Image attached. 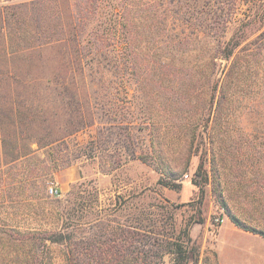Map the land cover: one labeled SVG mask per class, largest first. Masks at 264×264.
Listing matches in <instances>:
<instances>
[{
	"label": "rangeland",
	"instance_id": "obj_1",
	"mask_svg": "<svg viewBox=\"0 0 264 264\" xmlns=\"http://www.w3.org/2000/svg\"><path fill=\"white\" fill-rule=\"evenodd\" d=\"M76 3L0 0V112L8 130L42 136L15 171L54 170L47 191L59 189L49 194L84 236L90 221L126 226L144 208L167 209L178 226L198 220L190 232L200 264H264V236L230 215L264 230V0H97L80 47L93 50L87 40L98 34L119 61L96 73L95 106L86 105L91 77L75 76L81 67L70 56ZM133 51L151 63L125 65ZM63 83L86 86L80 130L78 97L51 89ZM29 106L39 110L32 130ZM63 123L66 130H46ZM52 135L61 139L50 143Z\"/></svg>",
	"mask_w": 264,
	"mask_h": 264
},
{
	"label": "trees",
	"instance_id": "obj_2",
	"mask_svg": "<svg viewBox=\"0 0 264 264\" xmlns=\"http://www.w3.org/2000/svg\"><path fill=\"white\" fill-rule=\"evenodd\" d=\"M96 4L97 0H77L76 9L80 16L75 22L77 34L93 26L91 17L96 10ZM79 37L78 34L75 40H72L77 47L70 56L73 57V65L76 63L81 68L79 71V68L73 67V72L75 76L82 78L91 77L90 84L86 85L88 94L86 105L95 106L97 99L95 75L102 68L109 69L116 58L119 61V57L102 50L101 45L109 39L99 37L98 34L87 40V44L94 46V49L83 53L80 46L84 44ZM175 37L171 38V43L181 49L182 38ZM130 41L132 45L134 39ZM236 45L234 44L226 53L224 50L225 58L231 57ZM123 63L129 64L134 70L149 65L151 61L138 51H133L123 58ZM67 85V83L54 85L51 89L56 94H69L70 90L73 97H78L76 108L78 106L80 113L77 112V115L80 117L76 121L78 126H75L74 130H80L86 126L81 112L84 106L80 99L83 95L82 87L86 86ZM38 114L37 108L32 109L29 106L24 116L29 129L32 130L37 124L35 122L39 120ZM12 122L15 124L14 119ZM93 124L94 120L90 125ZM56 125L46 130H66L67 123ZM5 126L6 121L1 111L0 264H200L201 248L190 232L192 224L198 220L190 217L186 223L178 226L174 212L171 210L162 209L159 214H154L144 208L136 215V224L131 223L126 226L104 228L98 227V221H90L89 225H92L93 229L85 236L81 234L79 230L83 227L82 223L71 222L73 216L70 214L62 216L59 201L47 191L48 180L53 176L54 170L45 171V166L36 163L29 171L26 169L21 173L15 171L20 166L19 162L29 158L33 153L29 142L33 141L41 145L42 136L31 133L20 134L17 130H8ZM126 126L130 128V124ZM60 139V136L52 135L50 143ZM163 183L169 187L178 185L173 180ZM220 201L223 206L227 205L223 193L220 194ZM230 215L242 229L264 236V230L248 224L234 214ZM55 247L61 248L60 260L55 253ZM166 257H169L168 261ZM214 264L219 263L215 261Z\"/></svg>",
	"mask_w": 264,
	"mask_h": 264
},
{
	"label": "built area",
	"instance_id": "obj_3",
	"mask_svg": "<svg viewBox=\"0 0 264 264\" xmlns=\"http://www.w3.org/2000/svg\"><path fill=\"white\" fill-rule=\"evenodd\" d=\"M49 193L53 196H58L60 191L57 187L51 185V186H49Z\"/></svg>",
	"mask_w": 264,
	"mask_h": 264
},
{
	"label": "crops",
	"instance_id": "obj_4",
	"mask_svg": "<svg viewBox=\"0 0 264 264\" xmlns=\"http://www.w3.org/2000/svg\"><path fill=\"white\" fill-rule=\"evenodd\" d=\"M67 187H68V185H67ZM67 187L61 186V189L63 190L64 188H67Z\"/></svg>",
	"mask_w": 264,
	"mask_h": 264
}]
</instances>
